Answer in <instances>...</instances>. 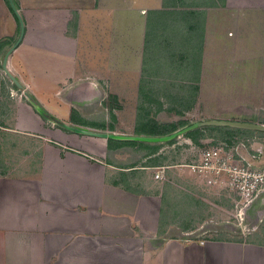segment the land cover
Instances as JSON below:
<instances>
[{
	"label": "crops",
	"instance_id": "1",
	"mask_svg": "<svg viewBox=\"0 0 264 264\" xmlns=\"http://www.w3.org/2000/svg\"><path fill=\"white\" fill-rule=\"evenodd\" d=\"M15 1L25 30L9 66L23 94L13 126L0 106V133H24L40 145L30 189L41 212L51 207L50 248L96 251L101 264H264V243L186 237L166 208L175 144L54 122L127 135L168 134L158 131L162 124L188 116L264 123V105H256L264 99V0ZM20 31L18 15L0 0L6 51ZM226 90L237 97H224ZM7 172L3 164L0 231L16 180Z\"/></svg>",
	"mask_w": 264,
	"mask_h": 264
},
{
	"label": "rangeland",
	"instance_id": "2",
	"mask_svg": "<svg viewBox=\"0 0 264 264\" xmlns=\"http://www.w3.org/2000/svg\"><path fill=\"white\" fill-rule=\"evenodd\" d=\"M2 22L6 23L4 17ZM5 48L0 49V106L6 104L4 118L5 121L10 119L8 124L13 126L17 100L23 92L2 67ZM223 93L226 98V94L234 98L238 94L236 90ZM250 94L253 100L258 97L259 90ZM257 104L263 109L264 99ZM193 118L188 116L185 121H180L177 129L190 124ZM259 119L264 121V113ZM237 120L247 121V118ZM3 121L0 107V122ZM47 125L50 123L47 122ZM208 126L197 140L186 132L164 141L166 145L175 144L167 156L172 166L166 170L170 181L166 208L171 211L169 214L172 218L177 217L187 238L204 236L209 240L233 239L264 243V185L260 191L256 190L248 197L243 196L238 193L239 188L234 189L230 185L233 172L224 168L205 172L193 165H201L203 150L224 147L223 150L227 152L224 156L230 157L229 163L245 165V168L249 165L261 168L264 174V131L227 125ZM162 130L163 127H159L158 131ZM38 147V141L30 135L18 134L13 130L0 133V167L2 169L3 164L6 165L9 175L16 178L11 182L14 186L10 197L11 216L5 221L8 223L5 230L0 231V264H101L96 259L99 258L96 251L50 248L56 242L51 236V207L46 204L47 211L41 212V208L33 201V189H30V184H34V167L41 157V149ZM209 178L214 181L209 182ZM249 181L252 182V179ZM19 222L23 224L18 226ZM178 229L173 228L172 233L178 232ZM3 240L10 243L3 246Z\"/></svg>",
	"mask_w": 264,
	"mask_h": 264
},
{
	"label": "water",
	"instance_id": "3",
	"mask_svg": "<svg viewBox=\"0 0 264 264\" xmlns=\"http://www.w3.org/2000/svg\"><path fill=\"white\" fill-rule=\"evenodd\" d=\"M11 6L13 10L16 12V14L19 17L20 24H21V31L20 35L17 38L15 42L7 49V51L4 54L3 60H2V67L4 71L7 73V75L10 77V79L19 87H22L23 84L20 81V79L17 77L16 74L11 70L9 66V57L12 51L19 45V43L22 40V37L24 35V20L19 12V9L15 3L14 0H10ZM58 126L72 130L77 133L82 134H88V135H94V136H100V137H113V138H130V139H139V140H147V141H168L178 135L184 134L188 132L189 130L208 126V125H227V126H233V127H243V128H250L254 130H262L264 131V123L260 122H253V121H243V120H234V119H224V118H205L200 119L191 122L190 124L183 126L182 128H179L173 132H170L168 134L164 135H144V134H135V135H127V134H118L115 132L105 131V130H94L92 128H88L85 126H78L74 124H70L63 120H55L54 121Z\"/></svg>",
	"mask_w": 264,
	"mask_h": 264
},
{
	"label": "built area",
	"instance_id": "4",
	"mask_svg": "<svg viewBox=\"0 0 264 264\" xmlns=\"http://www.w3.org/2000/svg\"><path fill=\"white\" fill-rule=\"evenodd\" d=\"M223 149L224 147H211L203 150L201 165L193 164L194 167L200 168L205 172H213L223 168L233 172V182H230V185L234 189L239 188L238 193L240 195L248 197L256 190L260 191L261 188H263L261 186L264 185V174L261 171L262 169L251 165L245 168V165L239 166L238 163H229L230 157L224 156L227 152ZM225 157L227 160H225ZM251 171H253V173ZM241 174H243V176H240ZM163 176L162 170L156 173V177L162 178ZM242 177H245V179H242ZM249 179H252V182L249 181ZM213 181V178H209V182Z\"/></svg>",
	"mask_w": 264,
	"mask_h": 264
},
{
	"label": "trees",
	"instance_id": "5",
	"mask_svg": "<svg viewBox=\"0 0 264 264\" xmlns=\"http://www.w3.org/2000/svg\"><path fill=\"white\" fill-rule=\"evenodd\" d=\"M15 1V0H14ZM10 6H11V3H10V0H8ZM17 6L19 7V4L17 3V1H15ZM4 46V42H0V49L3 48ZM161 127H163V132H171L172 130H175L177 129L178 125L177 124H170L169 126L167 124H162ZM210 126H204V127H198V128H195V129H192V130H189L186 134L188 136H190L192 139L194 140H197L200 136V134L203 133V131L207 128H209ZM111 141V139H109ZM159 147V144L158 145H155V151L158 149Z\"/></svg>",
	"mask_w": 264,
	"mask_h": 264
}]
</instances>
